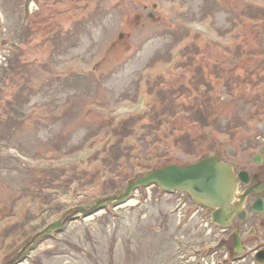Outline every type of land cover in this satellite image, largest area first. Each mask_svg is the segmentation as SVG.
Here are the masks:
<instances>
[{"label":"rangeland","instance_id":"1","mask_svg":"<svg viewBox=\"0 0 264 264\" xmlns=\"http://www.w3.org/2000/svg\"><path fill=\"white\" fill-rule=\"evenodd\" d=\"M0 14V264L145 169L212 151L264 169V0H0ZM152 191L70 219L28 264H168L172 234L215 237L176 226Z\"/></svg>","mask_w":264,"mask_h":264},{"label":"water","instance_id":"2","mask_svg":"<svg viewBox=\"0 0 264 264\" xmlns=\"http://www.w3.org/2000/svg\"><path fill=\"white\" fill-rule=\"evenodd\" d=\"M150 183H157L167 190H171L173 187L189 190L196 199L209 205L218 206L217 215H214V219L219 223H224L223 217H227L232 210L229 203L235 192L237 180L229 165L222 163L216 156L209 155L188 165L170 164L159 169L148 170L129 182L120 195H109L98 199L90 207L81 208L77 211L85 215L105 206L107 203L113 205L121 203L128 198L132 189ZM63 223L60 221L51 223L37 233L31 243L40 236L50 233L52 229L61 227ZM258 261L262 263L264 259Z\"/></svg>","mask_w":264,"mask_h":264},{"label":"flooded vegetation","instance_id":"3","mask_svg":"<svg viewBox=\"0 0 264 264\" xmlns=\"http://www.w3.org/2000/svg\"><path fill=\"white\" fill-rule=\"evenodd\" d=\"M258 158L261 161L263 159L261 155V157L256 156L253 160ZM223 160L231 164L235 173H243L238 179L237 191L231 202V206L234 208L232 217L228 220V225L222 235H224L228 249L234 252L235 248H240L242 255L245 258H250L264 248V188L259 183L264 181V169L240 167L232 160H228L227 157ZM192 237L198 239L195 234ZM183 238L184 241L191 239L187 236H183ZM236 238L240 243L238 247L235 245ZM9 258L5 257L3 264H6Z\"/></svg>","mask_w":264,"mask_h":264},{"label":"bare ground","instance_id":"4","mask_svg":"<svg viewBox=\"0 0 264 264\" xmlns=\"http://www.w3.org/2000/svg\"><path fill=\"white\" fill-rule=\"evenodd\" d=\"M134 203V201L133 200H128L126 203H124L125 205H127V204H133ZM124 206V205H123Z\"/></svg>","mask_w":264,"mask_h":264}]
</instances>
